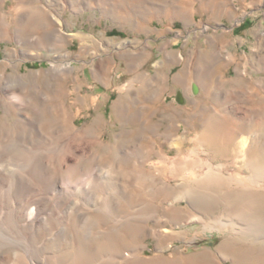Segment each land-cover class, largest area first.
<instances>
[{
    "label": "rangeland",
    "instance_id": "obj_1",
    "mask_svg": "<svg viewBox=\"0 0 264 264\" xmlns=\"http://www.w3.org/2000/svg\"><path fill=\"white\" fill-rule=\"evenodd\" d=\"M0 13V72L17 74L25 103L0 104L6 141L20 138L3 165L25 172V210L41 208L25 214L24 247L9 243L11 263L80 247L87 264H264V0H0ZM18 15L39 41L17 40ZM63 153L76 160L69 186ZM34 154L51 181L19 165ZM148 205L151 220L129 217Z\"/></svg>",
    "mask_w": 264,
    "mask_h": 264
},
{
    "label": "bare ground",
    "instance_id": "obj_2",
    "mask_svg": "<svg viewBox=\"0 0 264 264\" xmlns=\"http://www.w3.org/2000/svg\"><path fill=\"white\" fill-rule=\"evenodd\" d=\"M30 3V2H29ZM28 3V7H26L25 9V6H23V8L21 9V11L25 10L27 13L35 10L37 13V15L41 16L42 18V21H47V24H51L54 23L53 21V18H51V15H49L47 13V15H45L43 12H41L42 10H39V8L35 7V6H32ZM32 4V3H31ZM121 16V15H119ZM123 16V14H122ZM118 17V16H116ZM123 19V18H122ZM121 19V20H122ZM125 19V18H124ZM22 20V16L21 15H18L17 18L15 19V22H14V25H12L13 29L17 32V40H19L21 43H26V47L27 45H29V43H32L33 41L36 42L39 41L36 36H32L31 33L26 36L27 38L25 39V23H23V20ZM0 21L3 23V25H6L8 26L10 23L7 22V20L5 19L4 15L0 13ZM38 23V21L35 19L34 20V24L35 26H39L40 23L36 24L35 23ZM56 22V21H55ZM46 23V22H45ZM60 24V23H58ZM51 27V26H50ZM39 28V27H38ZM55 28V27H54ZM51 29V28H50ZM12 30V29H11ZM43 30V29H42ZM57 30V29H56ZM35 32V31H34ZM41 34V33H40ZM35 35V34H34ZM45 35V34H44ZM47 35V34H46ZM48 36V35H47ZM54 37V36H52ZM51 37V38H52ZM42 40V39H41ZM56 41V40H55ZM29 42V43H28ZM41 42V41H40ZM42 43V42H41ZM23 44V45H24ZM24 45V46H25ZM42 45V44H41ZM40 45V46H41ZM29 47V46H28ZM26 51H24L25 53ZM63 54V53H62ZM61 54V56H62ZM136 54V53H134ZM59 56V55H58ZM64 56V55H63ZM67 58V57H66ZM54 60L51 61V63L54 65ZM52 65V66H53ZM56 66V65H55ZM53 66V67H55ZM62 69L64 68V72L65 73H70L72 70H73V66L70 65V61L67 62L66 64H64L63 67H61ZM94 69V68H93ZM94 72H95V75L99 74V70L98 69H94ZM1 75H0V97H1V100H0V104L2 102H5L7 99H11L13 100L14 102H16V106H19L18 109L21 110L22 108H24V104L23 103V99H22V96L24 95V93L22 92H15L13 91L12 88H10V84H12V82H14L15 78H17V74L15 75V77H11L8 73H6L5 71L3 72H0ZM12 75V74H11ZM70 75V74H69ZM67 76V75H66ZM20 78V77H19ZM18 78V79H19ZM98 78V77H97ZM16 81V80H15ZM3 82V83H2ZM181 96V95H180ZM57 99V98H56ZM181 99V98H180ZM60 100V99H58ZM183 101V100H182ZM54 102V100H53ZM58 103V102H57ZM28 105V104H27ZM50 105V104H49ZM60 105V104H59ZM47 106V105H46ZM4 109V108H3ZM17 109V110H18ZM32 109V108H31ZM30 109V110H31ZM49 109V108H48ZM4 111V110H3ZM50 111V109H49ZM55 112V111H54ZM70 112V111H69ZM20 113V112H19ZM49 113V112H47ZM57 113V112H56ZM64 113V112H63ZM68 113V112H67ZM69 114V113H68ZM53 117V116H52ZM54 118V117H53ZM48 120V119H47ZM50 121V120H49ZM48 122V121H47ZM31 129H35L33 127V124L32 122H27ZM46 123V122H45ZM58 123L57 121L54 119L51 120V123L49 124L50 127L52 126H57ZM23 126V125H22ZM36 127V125H34ZM3 127H1L2 129ZM5 131H7L5 128H3L2 130H0V189H2L0 191V264H12V263H15V264H24V260L22 259H18V258H15L12 263L11 261L9 260L10 258V254L8 252L9 248L10 247V244L9 243H13L15 242V240L17 241V244L18 245H22L23 246V243L25 242V233H24V228L27 227L26 225H24L25 223V216L27 214L29 215H33V213H36L38 215V211L41 209L40 206H36L35 203H32L31 205L33 207L32 210H25V207L26 206H29L30 204H26L24 203V201H22L20 198H18V195H24L25 192H27L28 190H30V186L27 185V183L25 182V172L22 170L23 168H20V167H10V166H5L3 165L4 163H7L10 159L8 157H10V153H9V146L11 145V141L13 143V139H11V136L10 137V143L9 141L7 142V137L10 133H6ZM11 135V134H10ZM23 139V138H22ZM20 140V138H18L17 140H15L14 142L18 143ZM38 142V141H37ZM68 143V142H67ZM71 144H66V148L70 151L72 149H75L74 152H76V148L74 146L70 147ZM85 148L87 146H84ZM58 150L59 147H58ZM84 150V148L82 149ZM56 151V150H55ZM73 152V153H74ZM78 152V151H77ZM128 152V151H127ZM131 155L135 154L134 153V150H130L129 151ZM59 154V153H58ZM88 154V153H87ZM12 155V154H11ZM35 155V154H34ZM33 155V157L31 158L32 160L31 161H24L22 162V164H19L21 165L22 167L24 166V168L26 167L27 169H29L35 176L36 178L39 179V181L43 182V181H51L50 179V175L47 177L48 173H47V168L41 164V162L39 161V155L36 154L35 156ZM77 156V155H76ZM87 156V155H85ZM58 157V156H57ZM60 158L58 159L59 160V163L61 166H63L65 168V173L67 174L65 177H64V182L62 181L61 182V186L62 185H66L68 184L71 185V182L69 180V176L68 173L70 174V172H73L75 171V169L77 168L76 167V164H75V161L76 160H70V158L67 157L66 153L64 154H61V156H59ZM83 157V156H82ZM81 157V158H82ZM49 158V157H48ZM80 158V157H79ZM27 160V159H26ZM48 160V159H47ZM16 161V160H15ZM17 162V161H16ZM46 162V161H45ZM17 164V163H16ZM60 166V167H61ZM164 168V167H163ZM58 169V168H57ZM23 171V172H19V171ZM253 171V170H252ZM29 172V171H28ZM84 172V171H83ZM30 173V172H29ZM157 173V172H156ZM163 173V172H162ZM52 174V173H51ZM62 174V173H61ZM90 174V173H89ZM164 174V173H163ZM209 174V173H208ZM263 174V173H262ZM87 175V174H85ZM104 175V174H103ZM151 175V174H150ZM215 175V174H214ZM218 175V174H217ZM258 175V173H257ZM147 176V175H146ZM209 178H207L208 182L210 183L211 181V176L208 175ZM71 177V176H70ZM207 177V176H206ZM33 179V178H32ZM106 179V178H105ZM141 179V177H140ZM146 179L147 177H145L144 175L142 176V181H138L139 183V187L140 189L143 190V194L146 198H148V196H152L148 190H146ZM220 179V178H219ZM148 180V179H147ZM207 180H204V181H207ZM35 181V180H34ZM166 181V180H165ZM218 182L220 180H217ZM46 183V182H45ZM44 183V184H45ZM50 183V182H49ZM52 183V182H51ZM50 183V184H51ZM104 183V182H103ZM115 183V182H114ZM217 183V182H215ZM32 184V183H31ZM165 184H168L167 182L163 183L162 184V187H161V190H164L166 192L167 190V186ZM49 185V184H47ZM60 186V185H59ZM120 186V185H119ZM54 187V186H53ZM33 188V187H32ZM42 188V187H41ZM123 189V188H122ZM50 190V189H49ZM34 193V192H33ZM18 194V195H17ZM45 194V193H44ZM191 194V193H190ZM215 194V193H214ZM162 195V194H161ZM19 196V197H21ZM149 197V198H150ZM193 197V196H191ZM165 199V196L163 197ZM115 199H116V196L114 197L113 195H111L107 200H105V202L102 204H98L99 206V209L100 211H110L112 208H114L116 205H117V202H115ZM153 200V198H152ZM34 201V200H33ZM85 201V200H84ZM102 201V200H101ZM83 202V201H82ZM91 202V201H89ZM149 202H150V199H149ZM217 202V201H216ZM98 203V202H97ZM151 203V202H150ZM186 204V203H185ZM70 205V204H69ZM72 205V203H71ZM84 205V204H83ZM96 206V205H95ZM97 206V207H98ZM152 206V205H151ZM151 206L148 205L146 208V212L145 213H142V212H131L130 215H133V216H129V213H128V216L131 217L132 219H134L135 217H137L138 215H142L143 218H146V219H149L151 216V214H153L151 212ZM192 206V205H191ZM69 207V206H68ZM28 208V207H27ZM31 208V206H30ZM178 208V207H177ZM176 208V209H177ZM35 209V210H34ZM85 209V208H84ZM164 209V208H163ZM26 212H25V211ZM35 212H34V211ZM173 210V209H171ZM180 210V209H179ZM183 210V209H182ZM45 211V210H44ZM97 211V210H96ZM129 211V210H128ZM174 211V210H173ZM178 211V210H177ZM184 211V210H183ZM182 212V211H181ZM26 214V215H25ZM78 214L77 215V218H76V221L81 223V225L83 224H86L87 221L89 220L88 218V215L87 213H84L83 211H80L78 210V212L76 213ZM146 214V215H145ZM225 214V213H224ZM28 216V215H27ZM29 216V217H31ZM40 216V215H38ZM47 216V215H46ZM36 217V216H35ZM140 217V219L142 218ZM31 219V218H30ZM75 219V218H74ZM137 220V219H135ZM145 220V219H144ZM151 220V218H150ZM30 221V220H29ZM46 221H48L47 217L44 218V216L41 215V217H39L36 221V223H34L35 225H41L42 223L44 224ZM138 221V220H137ZM90 222V221H89ZM33 221L29 222L28 224H30L31 226H33ZM58 224V223H57ZM219 224H221L222 226H225V222H220ZM34 225V226H35ZM164 228V227H163ZM144 229V228H143ZM241 229V228H240ZM11 232H9V231ZM167 230V229H166ZM245 230V229H244ZM144 232V231H143ZM12 233L14 235V237H16V239L12 236ZM3 234V235H2ZM9 234H11V236H9ZM55 240V239H54ZM17 247V246H16ZM24 247V246H23ZM74 249V248H73ZM76 250L72 251L71 253H65L64 255H60V256H56V257H50L48 260H47V263L46 264H59L58 262V258H62L64 257V261H62L63 263L61 264H87V262L91 259L90 256H88L87 252H84L82 250V248L80 247H77L75 248ZM24 250V249H23ZM20 251V250H19ZM18 251V252H19ZM61 252V251H60ZM116 253H114L115 255H118L117 251H115ZM22 256L24 257L25 259V253H21ZM140 256V255H139ZM48 258V257H47ZM151 258V257H150ZM32 262L31 264H34L33 260L30 261Z\"/></svg>",
    "mask_w": 264,
    "mask_h": 264
},
{
    "label": "crops",
    "instance_id": "obj_3",
    "mask_svg": "<svg viewBox=\"0 0 264 264\" xmlns=\"http://www.w3.org/2000/svg\"><path fill=\"white\" fill-rule=\"evenodd\" d=\"M249 16H250V14L249 13H247V14H245V16H243V18L242 19H239V21H237V24H236V22L234 23V24H236V25H245L246 24V22H250V19H249ZM262 16H263V18H264V15L262 14ZM235 25V26H236ZM245 34H246V30H245ZM220 53H223V51H220ZM224 53H231V52H229V51H225ZM197 91H200V88L199 87H197L196 88V92ZM181 99L183 100V96H185V94L184 93H181Z\"/></svg>",
    "mask_w": 264,
    "mask_h": 264
},
{
    "label": "water",
    "instance_id": "obj_4",
    "mask_svg": "<svg viewBox=\"0 0 264 264\" xmlns=\"http://www.w3.org/2000/svg\"><path fill=\"white\" fill-rule=\"evenodd\" d=\"M193 89L195 90V86H193ZM180 98H181V96L178 93L175 99H177V101L181 102L182 99H180Z\"/></svg>",
    "mask_w": 264,
    "mask_h": 264
}]
</instances>
